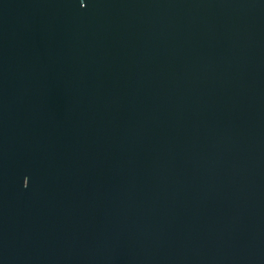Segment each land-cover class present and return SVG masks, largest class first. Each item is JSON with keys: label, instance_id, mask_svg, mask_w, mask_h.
Listing matches in <instances>:
<instances>
[{"label": "water", "instance_id": "1", "mask_svg": "<svg viewBox=\"0 0 264 264\" xmlns=\"http://www.w3.org/2000/svg\"><path fill=\"white\" fill-rule=\"evenodd\" d=\"M0 264H264V0H0Z\"/></svg>", "mask_w": 264, "mask_h": 264}]
</instances>
